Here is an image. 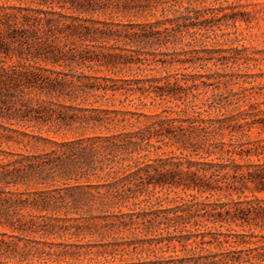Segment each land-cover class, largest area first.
<instances>
[{
	"label": "trees",
	"instance_id": "16d2710c",
	"mask_svg": "<svg viewBox=\"0 0 264 264\" xmlns=\"http://www.w3.org/2000/svg\"><path fill=\"white\" fill-rule=\"evenodd\" d=\"M99 3L0 0V143L31 137L13 128L26 124H62L79 133L61 142L46 140L49 149L40 153L0 151V185L106 177L104 184L85 186L116 209L147 203L149 188L188 192L189 198L173 207L129 214L158 232L155 244L179 246L182 255L152 264H264V109L236 93L212 92L200 100L196 84L188 99V79L177 77H104L103 83L75 84L72 74L53 67L112 64L110 54L95 50L116 34L92 18L102 10ZM76 89L138 94L142 105L147 98L151 104L180 101L182 107L146 114L53 101L75 99ZM135 124L140 126L125 129ZM100 129L105 133H93ZM162 147L172 150L150 157Z\"/></svg>",
	"mask_w": 264,
	"mask_h": 264
},
{
	"label": "rangeland",
	"instance_id": "374dc122",
	"mask_svg": "<svg viewBox=\"0 0 264 264\" xmlns=\"http://www.w3.org/2000/svg\"><path fill=\"white\" fill-rule=\"evenodd\" d=\"M98 1L102 10L92 18L108 23V30L116 34L106 41L105 48L95 50L110 54L112 64L55 66V71L72 74L75 84L103 83L104 77L132 80L168 76L170 81L184 78L188 79V99L196 93L192 88L196 84L200 100L212 92L236 93L264 109V0ZM171 20L175 25L168 22ZM194 77L197 80L192 82ZM201 82L209 86L205 88ZM137 96L76 89L72 94L75 99L55 97L53 101L80 109L146 114L175 104L182 107L180 101L157 100L151 104L148 98L142 99V105ZM31 125L14 126L31 137L12 134L17 142L0 143V151L40 153L49 149L46 140L61 142L79 135L62 124ZM170 150L162 147L150 157H163ZM106 180L110 179L90 176L0 185V264H152L171 255H182L178 245L173 250L164 243L155 244L158 232L144 229L129 214L173 207L181 199H188L190 193L149 188L147 203L131 210L109 208L102 204L103 200L92 197V187L85 186L104 184ZM41 200L45 204L40 205Z\"/></svg>",
	"mask_w": 264,
	"mask_h": 264
}]
</instances>
